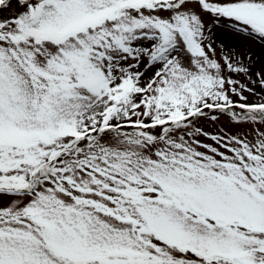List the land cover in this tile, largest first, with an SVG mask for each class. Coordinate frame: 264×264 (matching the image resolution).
<instances>
[{"label":"snow or ice","instance_id":"1","mask_svg":"<svg viewBox=\"0 0 264 264\" xmlns=\"http://www.w3.org/2000/svg\"><path fill=\"white\" fill-rule=\"evenodd\" d=\"M0 264H264V0H0Z\"/></svg>","mask_w":264,"mask_h":264},{"label":"rangeland","instance_id":"2","mask_svg":"<svg viewBox=\"0 0 264 264\" xmlns=\"http://www.w3.org/2000/svg\"><path fill=\"white\" fill-rule=\"evenodd\" d=\"M218 42H219V41H218ZM257 90H258V89H257ZM258 91H259V90H258ZM200 123L203 124V125L205 126L206 129L211 130V131H215L217 127H219V126H223L224 121L221 120V121L218 123V125H216V126L212 125V124H211L210 122H208V121H200ZM209 142H210V141H209Z\"/></svg>","mask_w":264,"mask_h":264},{"label":"trees","instance_id":"3","mask_svg":"<svg viewBox=\"0 0 264 264\" xmlns=\"http://www.w3.org/2000/svg\"><path fill=\"white\" fill-rule=\"evenodd\" d=\"M259 90V89H258Z\"/></svg>","mask_w":264,"mask_h":264}]
</instances>
